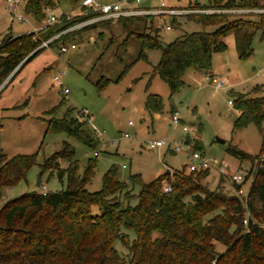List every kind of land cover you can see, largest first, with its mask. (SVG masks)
<instances>
[{
	"label": "rangeland",
	"instance_id": "obj_1",
	"mask_svg": "<svg viewBox=\"0 0 264 264\" xmlns=\"http://www.w3.org/2000/svg\"><path fill=\"white\" fill-rule=\"evenodd\" d=\"M95 1L103 4L113 0ZM165 1L168 8L176 7L174 9L181 11L190 2L206 4L209 0ZM257 1L259 7L205 12H226L258 21L259 16L264 18V0ZM81 2L73 4L69 0H52V6L43 8L45 17L37 20L32 13L25 11L24 0L15 10V15H22L26 21H18L8 10L6 0H0V41L7 33L19 36L45 28L49 10L56 16H77ZM119 2L125 6L124 2ZM159 2L151 0L149 6L157 7ZM183 15L98 20L93 26L62 31L49 39L58 38L55 45L45 47L10 82H5L8 84L1 87L0 93V155L11 158L18 154H36V164L28 170L26 181L0 189V208L25 193L55 192L67 188L65 178L60 181L55 172L49 175L48 170L41 174V185L36 186L40 165L61 150L64 142L72 146L74 155L71 160L60 159V168L65 169L74 162L78 166L76 174L82 178L87 161H95L94 175L86 184L89 192L102 188L103 175L110 168L116 169L118 179L126 183L127 189L132 188L134 194L139 186H131L128 181L130 175L139 174L147 183L168 169H171V174L181 170L188 173L187 153L195 150L194 145L198 143L200 148L196 151L225 163L231 174H243L245 177L250 168L262 165L264 121L260 126L251 123L234 130L233 122L239 111L232 104L235 94L264 97V37L259 30L254 34L253 53L249 58H238L236 33H229L223 37L226 51L216 53L212 58L211 70L216 68L217 82H213L206 71L189 68L183 75L184 85L173 95H170L168 85L154 72L160 58L159 50L147 49V60H136L141 38L154 36L155 28L160 30L159 39L166 44L183 33L216 28L187 21ZM173 17L177 18L179 26H172ZM167 25L170 26L168 30L165 29ZM70 44L75 48L70 49ZM60 45L68 50L60 52ZM62 72L66 73L63 77L64 88L68 90L66 95L53 82V77ZM148 93L162 98L161 113L151 114L145 109ZM54 107L57 109L51 111ZM84 109L93 116L91 122L83 124L85 134L90 137V145L82 136L69 135L65 128V117L78 118V112ZM175 113L178 117L176 123L172 120ZM218 138L224 143L217 142ZM154 140H164L166 145L159 149L147 148V144ZM183 142L187 143L185 151H172L175 145ZM230 146L258 157L252 163L249 159H239L227 151ZM251 182L252 178L248 177L242 183L243 197L247 195ZM202 184L210 190L219 185L225 193L235 194L214 170L209 171ZM120 199L124 206L127 205L123 196ZM129 203L134 205L136 199L132 198ZM92 212L98 213L99 209L94 207ZM260 224L264 226L263 222ZM130 235L133 239L134 234L131 232ZM114 246L122 256H128L127 249L119 241ZM216 250L222 252L225 246L216 243Z\"/></svg>",
	"mask_w": 264,
	"mask_h": 264
},
{
	"label": "trees",
	"instance_id": "obj_2",
	"mask_svg": "<svg viewBox=\"0 0 264 264\" xmlns=\"http://www.w3.org/2000/svg\"><path fill=\"white\" fill-rule=\"evenodd\" d=\"M69 1L73 4L79 2ZM52 4V0H26L24 7L26 12L41 20L45 17L43 8ZM259 6L257 0L190 2L183 9L204 12L182 17L204 27L216 28L183 33L167 44L161 42L160 30L155 28L154 36L141 38L136 60H147V49L159 50L160 58L154 72L173 95L184 85L183 75L187 69L206 72L211 69L213 55L227 49L223 41L227 34L236 33L235 46L240 60L253 53L252 41L256 31L259 30L264 37L263 16L252 21L226 12L205 11ZM81 10H85L82 5ZM94 15L97 14L69 19L67 15H61L60 22L38 31L19 36L5 34L0 41V88H4L45 48L40 47L42 42ZM171 24L174 27L180 25L174 17ZM58 40L49 42L47 47L55 45ZM232 104L239 111L233 122L234 130L251 123L260 126L264 121V97L235 94ZM145 109L151 114L161 113L162 98L148 93ZM65 120L69 135L82 136L86 144H91L90 137L83 130L84 122L74 117H65ZM194 147L197 150L200 144ZM227 151L239 159H249L251 163L258 157L235 146H230ZM73 155L72 146L64 142L61 150L40 165L42 173L48 170L49 175L55 172L60 181L65 178L67 188L25 193L0 208V264H264V228L259 225L264 223V160L261 166L250 168L244 177V181L252 178L245 196V208L236 194L225 193L219 185L210 190L202 184L209 171L186 173L181 170L173 174L171 171L147 183L139 174L130 175L131 186H139L134 194L132 188L127 189L126 183L118 179L116 169L110 168L103 175L102 188L89 192L86 184L94 175L95 161H87L81 178L76 174L78 166L74 162L65 169L60 168L58 161L71 160ZM35 164L36 154H18L11 158L0 155V189L26 181L28 170ZM165 182L171 185L169 193L162 191ZM121 196L127 205H123ZM132 198L136 199L134 205L129 203ZM94 207L99 209L98 213L92 212ZM246 217L248 221L244 224ZM131 232L133 239H130ZM116 241L127 249V257L116 249ZM216 243L224 245L225 250L218 252Z\"/></svg>",
	"mask_w": 264,
	"mask_h": 264
},
{
	"label": "built area",
	"instance_id": "obj_3",
	"mask_svg": "<svg viewBox=\"0 0 264 264\" xmlns=\"http://www.w3.org/2000/svg\"><path fill=\"white\" fill-rule=\"evenodd\" d=\"M24 0H6L7 2V8L13 15H15V10L18 8V6L21 5V3ZM136 4V8L133 9H122L118 3H98L95 0H82L81 5L85 8L83 14L87 15L89 13H95L97 14L95 17L88 18L82 22H79L78 24L71 26L70 28L64 30L65 32H69L72 30L74 27H83L86 25H91L94 24V22L98 20H109V19H114V18H128V17H140V16H175V15H182V14H188V13H194L198 12L195 10H176V9H170L166 7V2L165 0H160L159 2V7L157 9H142L139 7L140 5V0H134ZM48 17L46 18L47 25H53L55 23L60 22V16H56L52 14V12L49 10L48 11ZM15 18L18 21H26L25 18L22 15H15ZM69 19L70 16H67ZM165 29H170V26H166ZM64 32V33H65ZM58 37V36H56ZM52 40H47L42 42V45L40 47H47L49 42ZM70 49H74L75 45L70 44ZM60 52H66L68 48L64 45H60L59 48ZM66 75L65 72H62L59 76H54L53 77V82L58 85L61 88L62 94L66 95L68 93V90L64 88V83H63V77ZM214 82H217L213 78ZM78 119L82 122H91L93 120V116L89 114L87 110H81L78 112ZM173 122L178 121L177 113H175L172 116ZM186 128H184L185 130ZM182 144V143H181ZM175 145L172 149L173 152H180L182 150L185 151V148L187 147V143L183 142L182 146ZM166 145V142L164 140H154L151 141L147 144V148L149 149H159L163 146ZM96 155V153H94ZM188 158H189V164H188V171L189 172H198V171H210L214 170L217 174L220 175V178L224 179L225 183L235 192V194L240 197L242 200L245 208L246 202H245V197L242 196L243 191L241 189V185L244 182V175L243 174H231L229 173V168L228 166L223 163L218 161L216 158H207L203 154L199 153L196 150H193L191 152L187 153ZM44 189V188H43ZM163 193H169L171 191V185L167 182L163 184L162 188ZM248 216H250V213L247 212ZM248 218L243 220L244 224H247ZM264 228L263 225L259 224Z\"/></svg>",
	"mask_w": 264,
	"mask_h": 264
},
{
	"label": "crops",
	"instance_id": "obj_4",
	"mask_svg": "<svg viewBox=\"0 0 264 264\" xmlns=\"http://www.w3.org/2000/svg\"><path fill=\"white\" fill-rule=\"evenodd\" d=\"M120 0H113L112 2H109V3H118L119 6L122 8V9H133V8H136V4L134 2V0H121L122 2L125 3V6H122L119 2ZM150 2L151 0H140V5L139 7L142 8V9H157L159 7V4L157 7H150ZM166 2V1H165ZM166 7H167V4H166ZM168 8V7H167ZM173 8H176V7H173ZM81 13H83V10L80 11V13L78 15H80ZM140 17H146V16H140ZM164 17V16H163ZM95 24V23H94ZM215 55V54H214ZM213 67V66H212ZM215 67V65H214ZM216 71V68L212 71L211 69L207 72L208 73V76H211L212 78V81H213V78L215 80L216 79V76H217V73H215ZM207 76V75H206ZM214 82V81H213ZM170 172H171V169H170ZM44 188V187H43Z\"/></svg>",
	"mask_w": 264,
	"mask_h": 264
},
{
	"label": "water",
	"instance_id": "obj_5",
	"mask_svg": "<svg viewBox=\"0 0 264 264\" xmlns=\"http://www.w3.org/2000/svg\"><path fill=\"white\" fill-rule=\"evenodd\" d=\"M30 57V56H29ZM29 57H27L26 58V60L29 58ZM26 60H24L23 62H22V64L23 63H25V61ZM22 64H20V66L22 65ZM217 142H219V143H224V140H221V139H217ZM165 173H170V169H168ZM41 174H42V170L39 172V174L37 175V179H36V186L37 187H39L40 185H41Z\"/></svg>",
	"mask_w": 264,
	"mask_h": 264
}]
</instances>
